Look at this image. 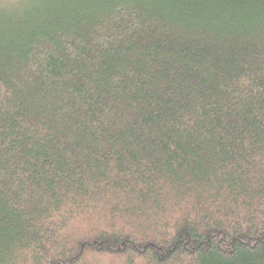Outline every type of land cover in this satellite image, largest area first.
Returning <instances> with one entry per match:
<instances>
[{
    "label": "trees",
    "instance_id": "obj_1",
    "mask_svg": "<svg viewBox=\"0 0 264 264\" xmlns=\"http://www.w3.org/2000/svg\"><path fill=\"white\" fill-rule=\"evenodd\" d=\"M0 264H264V0H3Z\"/></svg>",
    "mask_w": 264,
    "mask_h": 264
},
{
    "label": "rangeland",
    "instance_id": "obj_2",
    "mask_svg": "<svg viewBox=\"0 0 264 264\" xmlns=\"http://www.w3.org/2000/svg\"><path fill=\"white\" fill-rule=\"evenodd\" d=\"M4 1H7V0H4ZM3 2V0H0V3Z\"/></svg>",
    "mask_w": 264,
    "mask_h": 264
}]
</instances>
